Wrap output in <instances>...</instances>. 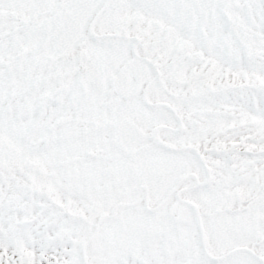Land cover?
Wrapping results in <instances>:
<instances>
[{
    "label": "rangeland",
    "instance_id": "obj_1",
    "mask_svg": "<svg viewBox=\"0 0 264 264\" xmlns=\"http://www.w3.org/2000/svg\"><path fill=\"white\" fill-rule=\"evenodd\" d=\"M203 243L264 261V0H0V264H264Z\"/></svg>",
    "mask_w": 264,
    "mask_h": 264
},
{
    "label": "bare ground",
    "instance_id": "obj_2",
    "mask_svg": "<svg viewBox=\"0 0 264 264\" xmlns=\"http://www.w3.org/2000/svg\"><path fill=\"white\" fill-rule=\"evenodd\" d=\"M93 31H95V28H92ZM147 99H148V93H146V96H145ZM160 132H156L155 135H154V140L157 142V143H161V139H160Z\"/></svg>",
    "mask_w": 264,
    "mask_h": 264
}]
</instances>
